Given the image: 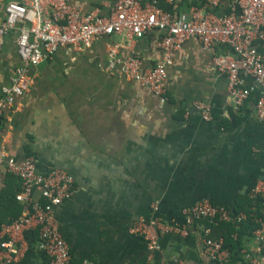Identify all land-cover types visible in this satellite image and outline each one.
<instances>
[{"label": "crops", "instance_id": "obj_1", "mask_svg": "<svg viewBox=\"0 0 264 264\" xmlns=\"http://www.w3.org/2000/svg\"><path fill=\"white\" fill-rule=\"evenodd\" d=\"M12 1L25 0H0V21ZM232 1L217 8L206 0H160L159 5L174 16L198 8L222 17L231 14ZM72 3L82 15L106 16L114 1ZM18 34L11 31L0 46V98L22 64ZM158 34L133 40L106 36L83 51L62 48L31 68L29 91L0 121V149L16 162L35 156L40 172L55 167L74 177L73 197L54 209L72 264H217L204 252L203 223L187 226V236H161L156 252L129 232L135 222L151 217L184 228L183 209L205 201L247 215L242 226H212V237L231 247L229 264H263L254 236L262 206L251 194L264 179V119L256 113L264 85L246 77L254 91L235 110L227 77L215 65L216 57L232 54L227 44L208 48L190 39L167 64L165 52L156 46ZM115 46L120 59L138 56L145 69L165 64L164 91L155 93L119 70L108 71ZM258 51L264 57V46ZM197 102L212 107L211 121L203 120ZM20 189V179L0 164V232L24 211L15 199ZM34 198L42 201L39 191ZM18 239L13 264H48L39 227Z\"/></svg>", "mask_w": 264, "mask_h": 264}, {"label": "built area", "instance_id": "obj_2", "mask_svg": "<svg viewBox=\"0 0 264 264\" xmlns=\"http://www.w3.org/2000/svg\"><path fill=\"white\" fill-rule=\"evenodd\" d=\"M113 7L106 16L97 13L82 15L72 0H25L9 2L6 18L0 21V46L2 39L11 31L19 32L18 54L22 64L16 70L12 82L2 88L0 121L4 111L14 105L17 98L29 91L33 77L31 68L62 48L83 51L92 48L95 41L119 35L128 40L141 38L153 31L159 32L156 46L165 52L166 63H171L173 52L182 49L190 39H197L203 46L214 48L227 44L232 54L215 58L218 70L226 75L229 97L235 110H239L250 98L254 87H247L246 77L264 85V57L258 47L264 46V0H233L232 12L218 17L204 14L198 8L188 14L174 16L164 10L160 0H113ZM174 4L179 0H165ZM209 7L217 8L225 0H206ZM108 71L119 70L128 80L138 82L155 93L164 91L167 79L166 66L145 69L138 56L127 59L118 57L117 47L109 52ZM195 109L203 120H212V107L197 102ZM256 113L264 119V95L256 103ZM0 164L21 181L16 200L24 205L19 219L1 229L0 264H13L18 255V236L39 227L40 239L48 264H72L71 247L62 237L54 217V209L70 200L75 192L74 177L67 171L52 167L40 172L35 156H27L16 162L0 149ZM40 192L41 200L34 198ZM251 197L262 200L263 211L255 240L261 245L264 264V179L259 180ZM157 208V205H154ZM186 227L170 226L160 218L140 219L129 229L132 235L143 238L151 252L160 249L161 236L177 233L187 236V226L203 223L204 252L217 264H229L231 252L223 238L212 237V226L217 222L240 224L247 218L245 213L231 212L228 208L210 202H200L184 208ZM80 264H91L82 261Z\"/></svg>", "mask_w": 264, "mask_h": 264}, {"label": "trees", "instance_id": "obj_3", "mask_svg": "<svg viewBox=\"0 0 264 264\" xmlns=\"http://www.w3.org/2000/svg\"><path fill=\"white\" fill-rule=\"evenodd\" d=\"M163 8L167 11H170V8H168V7H166V5H164L163 6ZM16 199V198H15ZM259 201V204H261V206H262V211H263V205H262V200H258ZM258 217H260L259 215L257 216V218ZM261 217H262V213H261ZM252 219V218H251ZM253 220V219H252ZM254 220H256V218L254 217ZM260 220H261V218H260ZM221 223H224V222H221ZM226 224H233V225H237V226H242L243 225V222L242 223H240V224H234V223H226ZM245 224V223H244ZM259 225H260V221H258V224H257V226L255 227L256 228V230L259 228ZM226 241V240H225ZM225 246H226V248H229V243H228V241H226L225 242ZM229 249H231V247L229 248Z\"/></svg>", "mask_w": 264, "mask_h": 264}]
</instances>
